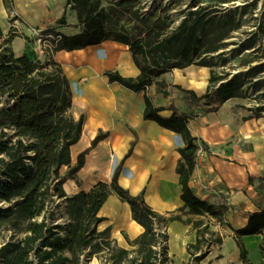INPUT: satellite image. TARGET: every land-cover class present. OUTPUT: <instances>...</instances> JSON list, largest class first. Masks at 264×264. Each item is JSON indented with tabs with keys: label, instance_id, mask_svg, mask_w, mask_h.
<instances>
[{
	"label": "trees",
	"instance_id": "obj_1",
	"mask_svg": "<svg viewBox=\"0 0 264 264\" xmlns=\"http://www.w3.org/2000/svg\"><path fill=\"white\" fill-rule=\"evenodd\" d=\"M256 1L224 9L200 5L188 10L175 27H170L166 13L147 16L137 6L138 0H116L106 6L100 0H67L76 12L80 31L63 34L54 28L45 30L60 34L53 53L84 48L106 39L128 46L139 73L130 77L117 70H105L108 81L134 92L143 91V118L175 132L183 141L178 147L180 159L175 168L183 206L167 216L147 204L144 192L131 194L118 183L121 163L115 166L110 182L98 181L88 190L65 193L66 180L80 183L77 173L89 150L80 151L71 165L70 147L79 140L83 123L82 115L75 119L71 114V83L53 53L44 60L27 52L17 55L10 46L14 33L9 30L4 35L0 27V231L5 232L0 244V264H86L93 257L99 264H169L165 226L173 220L191 223L195 229L196 241L187 246L190 257L201 251L195 260L204 258L212 244L221 243V236L210 230L206 219L222 221L226 205L199 198L189 185L198 147L188 122L197 111H215L234 97L256 101L247 107L250 114L245 118L264 116V0L255 28L230 42L233 47L229 49V42L225 41L239 28L235 15L247 13ZM3 3L11 9L12 0ZM216 12L221 13L217 18L212 16ZM58 22H65L64 14ZM214 52L217 66L239 58L237 67L242 70L234 74L229 70L216 73L213 58L208 59ZM190 64L209 67L206 90L197 94L193 89L174 85L185 92L189 109L181 111L171 103L170 115L160 114L162 108L154 105L146 93L147 87L155 85L167 94L169 84L163 74L173 67ZM103 135L99 132L91 146ZM134 144L131 141L127 155ZM63 166L67 170L61 174ZM252 180L264 183V174L249 176ZM112 192L129 204L133 219L143 227L137 237L128 240L129 249L117 245L108 227H97L103 220L98 211ZM57 198L63 199L64 223L57 222L60 214L52 206L59 207ZM154 223L163 226V231L157 233ZM263 229L264 209L249 213L247 223L233 229L246 264L251 263L241 236L262 233ZM204 245L208 249L202 250ZM259 248L262 259L258 264H264V236Z\"/></svg>",
	"mask_w": 264,
	"mask_h": 264
},
{
	"label": "crops",
	"instance_id": "obj_2",
	"mask_svg": "<svg viewBox=\"0 0 264 264\" xmlns=\"http://www.w3.org/2000/svg\"><path fill=\"white\" fill-rule=\"evenodd\" d=\"M63 14L65 22L59 23ZM11 15L20 20L25 32L11 39L10 46L17 55L28 53L26 45L33 28H54L63 34H74L81 29L67 0H12L10 10L0 0V27L4 35L10 30ZM52 56L71 83L72 116L83 117L82 132L75 143L81 142L82 146L74 151V144L71 145V165L80 151L89 149L77 173L80 183L66 180L65 193L88 190L98 181L110 182L115 166L121 163L118 176L121 186L131 194L144 192L147 204L164 216L176 212L183 206L175 170L180 159L178 147L183 145L180 135L143 118V91L134 92L118 82H109L104 74L105 70H117L130 77L139 73L128 46L106 39L71 51L60 49ZM209 75L206 66L173 67L163 74L169 84L167 94L155 85L147 87L146 93L155 106L162 108L160 114L164 116L170 115L171 103L186 111L189 104L184 99L185 92L174 85L201 94L206 90ZM247 106L237 97L230 98L215 111H197L188 122L198 147L189 185L199 198L214 205H226L222 221L206 219L210 230L221 236V243L212 244L199 264H246L241 259L233 229L243 227L249 213L264 209V183L249 181V176L264 174V116L245 118L250 114ZM99 132L103 137L91 146ZM131 141L135 144L127 155ZM66 170L67 166H63L60 173ZM98 215L103 217L98 229L108 227L118 246L131 248L128 240L143 231L133 219L129 204L113 192L101 205ZM182 217L186 216L182 214ZM165 228L169 264L187 263L190 258L187 246L196 241L195 229L191 223L180 220L169 221ZM263 236L264 229L262 233L241 236L251 264L262 259L259 244Z\"/></svg>",
	"mask_w": 264,
	"mask_h": 264
},
{
	"label": "rangeland",
	"instance_id": "obj_3",
	"mask_svg": "<svg viewBox=\"0 0 264 264\" xmlns=\"http://www.w3.org/2000/svg\"><path fill=\"white\" fill-rule=\"evenodd\" d=\"M114 1L116 0H100V4L103 6H106L107 4L114 2ZM250 1L252 0H138L137 6L140 7V10L142 13L150 17H155L159 14L166 13L169 16V19L171 20L170 27H175L179 23L180 19L187 13L188 10L194 9L197 6L208 5V6H211L212 8L220 7L224 9V8H229L235 5L242 6L244 3L250 2ZM262 7H263V0H257L255 4L249 7L247 13L241 14V12H238L235 15V18L239 21L240 25L237 30L232 32L231 37L225 39V41L229 42L226 49L233 47V44H231L230 42L234 40L237 41L240 38H243L246 35L247 31L255 28V24L258 21L257 17ZM220 15L221 13H218L217 15V12H216L212 16L217 18V16H220ZM8 21H9V29L12 30V32L14 33V36L17 35L21 37L25 34L22 27L20 26L21 24L20 20L15 15H11ZM27 42L28 44L26 45V47H27L28 53L37 58V55L34 52V44L32 42L31 36L27 40ZM15 45H17V43ZM216 54L217 52H214L208 55V59L213 58L215 62L212 68L216 73L217 71L222 72V71L229 70L231 74H234L242 70L241 67H237L239 63V58L230 59V61L227 64L217 66ZM44 57L40 59L44 60L45 59ZM239 100H242L245 104H247L248 105L247 107L256 104V101L251 98H239ZM81 146H82L81 142L74 144L73 150L75 151ZM62 200L63 199H58V198L56 199L55 202L59 204L58 208H56L54 204L52 205L53 208L56 210V212L60 214V216L57 218V222L59 223H64L65 221L64 220L65 218L63 217V205H62L63 201ZM4 234H5L4 231H0V244L3 240ZM202 250L204 249L202 248ZM95 259L97 261V264H99V260L97 258ZM190 261H191V257L189 258L188 262ZM199 261L200 260H196V263L199 264ZM86 264H88V262ZM189 264H192V262H190Z\"/></svg>",
	"mask_w": 264,
	"mask_h": 264
},
{
	"label": "built area",
	"instance_id": "obj_4",
	"mask_svg": "<svg viewBox=\"0 0 264 264\" xmlns=\"http://www.w3.org/2000/svg\"><path fill=\"white\" fill-rule=\"evenodd\" d=\"M46 29H40V28H33L32 32V42L34 44V52L37 55V58L40 59L42 57L46 58V56H49L53 53V49L55 44L58 42L60 38V34L55 32H45ZM197 155V154H196ZM196 157V156H195ZM163 226H159L157 223H154V230L158 233L163 231ZM204 250L208 249L206 245L202 247ZM201 251H195L193 253V257H191L192 264H198L196 263V260L194 259L195 256L199 255Z\"/></svg>",
	"mask_w": 264,
	"mask_h": 264
},
{
	"label": "bare ground",
	"instance_id": "obj_5",
	"mask_svg": "<svg viewBox=\"0 0 264 264\" xmlns=\"http://www.w3.org/2000/svg\"><path fill=\"white\" fill-rule=\"evenodd\" d=\"M88 264H97V261H96L95 258H93L92 260H90V261L88 262Z\"/></svg>",
	"mask_w": 264,
	"mask_h": 264
}]
</instances>
